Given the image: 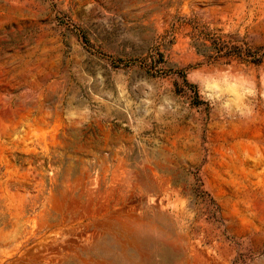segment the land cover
<instances>
[{"label": "rangeland", "instance_id": "obj_1", "mask_svg": "<svg viewBox=\"0 0 264 264\" xmlns=\"http://www.w3.org/2000/svg\"><path fill=\"white\" fill-rule=\"evenodd\" d=\"M0 264H264V0H0Z\"/></svg>", "mask_w": 264, "mask_h": 264}]
</instances>
